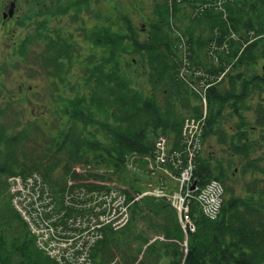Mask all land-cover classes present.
<instances>
[{
  "label": "trees",
  "instance_id": "16d2710c",
  "mask_svg": "<svg viewBox=\"0 0 264 264\" xmlns=\"http://www.w3.org/2000/svg\"><path fill=\"white\" fill-rule=\"evenodd\" d=\"M91 1L99 0H73L66 8L80 12ZM105 22L86 35L94 46L78 60L84 88L63 102L59 117L65 121L42 156L30 162L26 156L19 160L16 150L27 143L26 129L9 134V127L0 123V183L6 184L5 177L11 175L37 171L54 194L60 195L67 178L77 176L76 164H105L119 175L128 156L151 153L160 134L168 136L172 150L179 149L184 118L202 114L200 98L180 77L184 54L180 36L189 45L193 67L206 70L208 83L223 73L217 84L206 89L203 140L214 138L230 154L244 158L242 172H264L260 168L264 156L252 157L264 146V0H157L145 28L135 27L127 14L118 11ZM39 29L43 32L20 40L13 55L64 84V74L78 57V44L61 28ZM33 39L44 42L40 52L31 48ZM212 42L224 45L223 49L210 52ZM132 53L140 57L149 93L138 91L123 72V58ZM256 98V104H248ZM250 109L255 115L252 125L244 115ZM4 115L0 107V118ZM257 129L260 134L253 138ZM211 159L200 152L194 175L200 186L219 180L224 199L215 220L207 219L191 203L195 229L187 233L185 250L181 246L185 235L179 226L162 225V233L170 240L165 243H148L139 234L133 236L130 229L143 217V199L133 202L126 228L103 230V237L90 250L92 264H109L116 249L122 255L119 264H157L164 256L168 264H264V187L259 188L254 178L245 182L244 196L235 195L225 185L223 165ZM130 240L137 246L132 248ZM0 264H56L36 246L1 190Z\"/></svg>",
  "mask_w": 264,
  "mask_h": 264
},
{
  "label": "rangeland",
  "instance_id": "374dc122",
  "mask_svg": "<svg viewBox=\"0 0 264 264\" xmlns=\"http://www.w3.org/2000/svg\"><path fill=\"white\" fill-rule=\"evenodd\" d=\"M12 1L15 2L16 6L14 15L7 20H3L1 14L5 10V6L7 7ZM71 1L73 0H0V107L5 112V115L0 118V123L9 127V134L26 129L27 143L23 147L18 146L16 150V156L19 160H23L26 156L27 159L25 160L30 162L31 159L37 160L43 155L51 138L58 135L59 129L65 121L63 117H59V109L62 107L63 102L84 88L81 78V64H79L78 60H82L89 52L93 51L92 47L94 46L86 39V35L95 26L105 24V21L117 11L127 14L135 27L145 28L147 17L151 13L154 2L157 0L91 1L89 8H84L80 12H77L72 7L66 8ZM22 21H24L23 25L21 24ZM41 26H45L49 31L61 28L65 35H70L78 44V57L72 63L70 71L64 74V84L60 83L58 78L42 74L41 67L36 64L24 62L13 55L20 40L25 38L26 35L35 36L36 32L41 31L39 29ZM35 40H32L31 48L35 52H40L45 44ZM125 61L130 63L128 67L125 66ZM262 64L263 60H260L259 71H261L260 65ZM123 72L138 91L143 93L151 91L138 54L132 53L124 56ZM190 90L194 92L191 88ZM257 101L258 99L256 98L254 101H249L248 104L254 105ZM244 115L250 125H252L255 117L253 110L246 111ZM231 123L232 121H229L226 124V128ZM250 125L246 128L248 129ZM257 130L251 134L253 138L259 136L260 130ZM260 148L252 154V157L260 154L264 156V146ZM202 155L212 157L211 162L213 164L217 165V161H219L223 165L226 170L224 176L225 185L227 188L232 189L235 195L244 196L245 182L254 178L258 179L257 185L259 188L264 187V172H261V170L242 172L241 168L246 160L244 161L241 156L230 154L224 145H215L213 138H208L205 141ZM260 164V168H263L262 170L264 171V161L260 162ZM75 166L77 170L78 168L82 169L80 164ZM138 166L142 167L144 164L138 163ZM97 168H101L99 164H97ZM102 170L107 172L108 178L112 176L111 179L107 178L106 181H111L113 188L117 186L130 188L131 184L137 188L138 180L142 182L147 180L149 182L146 174H141L138 178V174L128 175L126 172L122 173L119 171L120 174L116 178L112 175L114 168L111 166L103 164ZM160 177L167 181V176L161 172L158 174V179H161ZM5 178L7 179V177ZM114 180L117 185L114 184ZM167 185L170 186V183ZM0 190L4 194L7 193L9 197L7 184L0 183ZM10 190L11 182L9 179V193ZM27 202L29 201L27 200ZM142 202L144 203L143 217L140 216L132 224L134 227L130 230H132L133 236L139 234L145 237L148 243L170 241L162 233L161 227L164 224L169 225L171 228L180 227L176 211L161 200L144 199ZM129 223L130 221L123 227L126 228ZM25 225L28 232L34 237L35 243H37L38 235L33 232L32 228H36L39 225L38 222H34L31 225L32 227ZM38 230L42 235L46 233L44 228L39 227ZM81 241L82 239L79 244ZM185 241L183 239L181 242L184 249L186 246ZM63 243L65 245L62 247V251L68 254L67 256L71 262H75L80 254L78 245L76 246L70 242L66 243L65 241ZM128 243L132 248L137 246L134 240H130ZM119 251V249H116V254L109 259V264H119L120 259H122ZM90 261L92 264V259ZM157 264H168V258L162 257Z\"/></svg>",
  "mask_w": 264,
  "mask_h": 264
},
{
  "label": "built area",
  "instance_id": "2783aa9c",
  "mask_svg": "<svg viewBox=\"0 0 264 264\" xmlns=\"http://www.w3.org/2000/svg\"><path fill=\"white\" fill-rule=\"evenodd\" d=\"M216 5L220 7L221 3ZM195 12H199L198 7ZM214 44L211 45L210 52L224 47H216ZM179 47L184 53L180 77L200 97L203 113L198 118L188 116L183 120L179 149H170L167 137L160 135L150 156L132 155L127 159L125 169L131 172L140 170L136 161L138 158L146 161L144 172L156 181L148 184L145 191L135 193L122 186L113 188V183L106 181L107 172L100 165L101 168H97V164L81 165L82 169L78 170L75 166L77 176L67 178L59 197H56L39 173L9 178L14 209L27 225L38 222L39 225L32 228L38 235L36 245L56 264H91L90 250L94 242L103 237L104 229L118 230L125 226L129 220V207L138 198L149 196L165 199L177 211L181 228L187 224L188 231L195 229L190 215L191 203H195L210 220L217 218L224 193L222 184L217 180H210L200 186L194 175L195 158L201 150L206 125L205 92L210 83L207 82L208 74L203 68L193 67L190 52L181 36ZM160 172L175 182V191L158 179ZM114 184L117 185L115 182ZM39 227L46 229V233L40 234ZM63 241L78 245L80 254L75 262H71L68 254L62 251L65 245Z\"/></svg>",
  "mask_w": 264,
  "mask_h": 264
},
{
  "label": "water",
  "instance_id": "95a60500",
  "mask_svg": "<svg viewBox=\"0 0 264 264\" xmlns=\"http://www.w3.org/2000/svg\"><path fill=\"white\" fill-rule=\"evenodd\" d=\"M14 12H15V2L12 1V2L9 3L8 8H7V11L6 12H3L1 14L2 19H6V18L12 17L13 14H14ZM263 67H264V64H263Z\"/></svg>",
  "mask_w": 264,
  "mask_h": 264
},
{
  "label": "bare ground",
  "instance_id": "6f19581e",
  "mask_svg": "<svg viewBox=\"0 0 264 264\" xmlns=\"http://www.w3.org/2000/svg\"><path fill=\"white\" fill-rule=\"evenodd\" d=\"M223 76V73L217 74L216 76H214V78L211 80L210 84H217V82L219 81V78ZM206 94V92H205ZM142 198H138L136 200H134V202H139ZM184 233H188V225L186 224L184 228H182Z\"/></svg>",
  "mask_w": 264,
  "mask_h": 264
},
{
  "label": "flooded vegetation",
  "instance_id": "af4514ba",
  "mask_svg": "<svg viewBox=\"0 0 264 264\" xmlns=\"http://www.w3.org/2000/svg\"><path fill=\"white\" fill-rule=\"evenodd\" d=\"M5 10H7V7H6V6H5ZM5 10H4V11H5ZM7 19H8V18H7ZM7 19H6V20H7ZM213 141H214V144H215V145H219V144L217 143V141H216L214 138H213ZM225 172H226V170L224 169V172H223V175H224V176H225Z\"/></svg>",
  "mask_w": 264,
  "mask_h": 264
}]
</instances>
